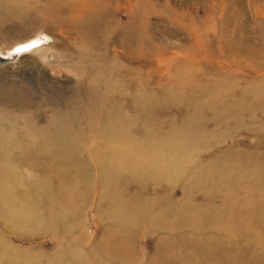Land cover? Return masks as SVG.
I'll list each match as a JSON object with an SVG mask.
<instances>
[{"label": "rangeland", "instance_id": "rangeland-1", "mask_svg": "<svg viewBox=\"0 0 264 264\" xmlns=\"http://www.w3.org/2000/svg\"><path fill=\"white\" fill-rule=\"evenodd\" d=\"M0 264H264V0H0Z\"/></svg>", "mask_w": 264, "mask_h": 264}, {"label": "bare ground", "instance_id": "bare-ground-1", "mask_svg": "<svg viewBox=\"0 0 264 264\" xmlns=\"http://www.w3.org/2000/svg\"><path fill=\"white\" fill-rule=\"evenodd\" d=\"M37 38H38V37H37ZM31 41H33V40H31ZM31 41H30V42H31ZM27 46H29V45H27ZM31 46H32V45H31ZM25 47H26V46H25ZM24 50H25V49H24ZM19 52H20V51H19ZM10 53H11V52H10ZM16 53H18V52H16ZM11 55H12V54H11Z\"/></svg>", "mask_w": 264, "mask_h": 264}, {"label": "snow or ice", "instance_id": "snow-or-ice-1", "mask_svg": "<svg viewBox=\"0 0 264 264\" xmlns=\"http://www.w3.org/2000/svg\"><path fill=\"white\" fill-rule=\"evenodd\" d=\"M18 51V50H17Z\"/></svg>", "mask_w": 264, "mask_h": 264}]
</instances>
